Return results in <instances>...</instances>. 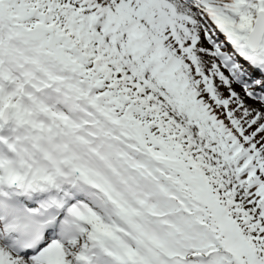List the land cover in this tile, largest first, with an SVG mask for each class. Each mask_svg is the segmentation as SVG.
Listing matches in <instances>:
<instances>
[{
    "label": "snow or ice",
    "instance_id": "snow-or-ice-1",
    "mask_svg": "<svg viewBox=\"0 0 264 264\" xmlns=\"http://www.w3.org/2000/svg\"><path fill=\"white\" fill-rule=\"evenodd\" d=\"M0 264H264V0H0Z\"/></svg>",
    "mask_w": 264,
    "mask_h": 264
}]
</instances>
